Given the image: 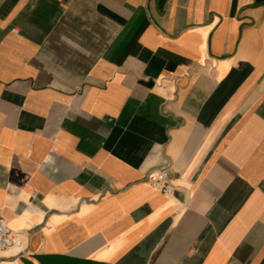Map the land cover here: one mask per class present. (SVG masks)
Instances as JSON below:
<instances>
[{"label":"crops","instance_id":"crops-1","mask_svg":"<svg viewBox=\"0 0 264 264\" xmlns=\"http://www.w3.org/2000/svg\"><path fill=\"white\" fill-rule=\"evenodd\" d=\"M0 217V264H264V0H0Z\"/></svg>","mask_w":264,"mask_h":264},{"label":"built area","instance_id":"built-area-1","mask_svg":"<svg viewBox=\"0 0 264 264\" xmlns=\"http://www.w3.org/2000/svg\"><path fill=\"white\" fill-rule=\"evenodd\" d=\"M148 180L150 185L163 195L170 196L175 192L170 175L164 168L150 173ZM21 241V234L11 230L6 220L0 217V253L10 248H15L18 253H22L20 250Z\"/></svg>","mask_w":264,"mask_h":264},{"label":"clouds","instance_id":"clouds-1","mask_svg":"<svg viewBox=\"0 0 264 264\" xmlns=\"http://www.w3.org/2000/svg\"><path fill=\"white\" fill-rule=\"evenodd\" d=\"M43 163L45 165H51V164H53L54 163L53 157L51 155H46L44 157Z\"/></svg>","mask_w":264,"mask_h":264}]
</instances>
